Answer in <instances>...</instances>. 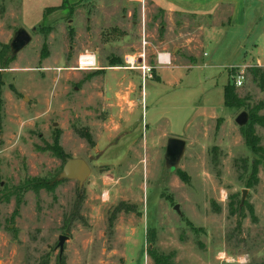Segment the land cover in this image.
<instances>
[{
    "label": "rangeland",
    "instance_id": "374dc122",
    "mask_svg": "<svg viewBox=\"0 0 264 264\" xmlns=\"http://www.w3.org/2000/svg\"><path fill=\"white\" fill-rule=\"evenodd\" d=\"M105 1L66 0L43 16L62 0H0V264H264V158L246 146L235 122L247 109L226 106L222 94L231 81L224 66L245 51L264 62V0L252 7L245 0L249 9L230 14L224 30L204 41L200 52L211 69H175L182 79L173 86L134 77V105L126 85L113 96L117 76L130 71L106 69L104 78L74 69L81 53L94 52L99 67H108L117 64L113 54L131 48L140 74L142 61L155 64L148 51L153 25L138 20L137 4L136 22L117 27L101 12ZM19 27L32 38L11 56ZM261 63L243 64L264 71ZM251 68L236 89L264 114V88ZM211 111L222 117L198 134L193 123ZM121 113H130L127 124ZM117 125V133L106 130ZM255 131L264 149V128ZM172 136L185 140L174 170L164 164ZM66 156L91 167L81 188L74 179L57 180ZM59 235L68 236L61 256Z\"/></svg>",
    "mask_w": 264,
    "mask_h": 264
},
{
    "label": "crops",
    "instance_id": "0c3cea01",
    "mask_svg": "<svg viewBox=\"0 0 264 264\" xmlns=\"http://www.w3.org/2000/svg\"><path fill=\"white\" fill-rule=\"evenodd\" d=\"M99 1H102V3L106 2L105 0ZM106 4L107 6L103 4L100 5V7H102L101 12L106 13L109 22H117V27L123 26V23L127 20L136 22L135 20H132L134 16L132 6L136 4L138 6V20L145 23H152L153 29L151 30L150 35L153 36L154 45H152L148 51L154 55L155 64L153 65L152 76L149 77V79L156 80L158 83H163L168 86L179 84L182 79L180 73L173 72L175 69H211L214 67L211 60H204V57L208 56L205 50L200 52L204 41L210 40L212 35L215 33H221L222 30H224L226 24L229 23V20L231 19L230 14H232L233 19L236 15V11H239L242 15L245 8H247L245 7L247 5L245 0H239V5L236 3V0H107ZM252 4H254V0H250L251 7L253 6ZM262 4L264 6V2H262ZM256 8L258 9L259 5ZM250 10L254 11V9ZM190 21H192V23L189 25ZM133 50L134 49L131 48L130 53L124 52L122 55L125 58L127 57L126 62L130 65L109 64L108 67L103 66L95 69L97 71L94 70V73H98L99 75L106 69L115 71L124 70V72L130 71V74L126 73L119 77L117 76L118 81L115 84L117 87L113 90V96L119 95V92H117L118 87L126 85V87L129 88V95L131 96L130 102L134 105L136 104L135 92L137 83L133 80L134 77L138 78L141 74L134 67L133 61L138 57L135 58L136 52H133ZM158 53L163 56V61L161 63H158L156 59ZM122 56L113 54L110 60L116 57L121 59ZM99 60L100 59L97 58V63L101 62ZM253 60L259 63L262 62L261 64L264 65V62L260 60L257 54L253 56L247 51H245L243 58H241L239 62L230 64L249 63ZM230 64H227L224 67L227 68ZM163 70H168L165 71L166 76L163 73ZM193 74L194 73L189 72L185 73V76L191 81L194 77ZM101 76L104 77V74ZM227 82L232 83L230 80ZM98 94L100 95V92ZM130 113L128 116L125 113L119 114V118L121 119L120 122L127 124L130 120ZM217 117L222 116H218L211 111L210 113L202 115L198 122L195 124L193 123L194 127L199 126V129L197 130L198 134H205L203 129L208 127L209 121H212ZM191 124L192 121L189 125ZM118 128L119 125H117L115 129L113 127V129L106 130H110V133H117Z\"/></svg>",
    "mask_w": 264,
    "mask_h": 264
},
{
    "label": "water",
    "instance_id": "95a60500",
    "mask_svg": "<svg viewBox=\"0 0 264 264\" xmlns=\"http://www.w3.org/2000/svg\"><path fill=\"white\" fill-rule=\"evenodd\" d=\"M33 30L35 27L32 28ZM31 34L23 27H19L12 37V40L9 44L11 56L15 55L21 49H23L30 41ZM248 120V113L245 110H242L235 117V122L239 126H243L246 124ZM185 150V140L179 137H169L166 142L165 150H164V164L170 169L174 170ZM91 173V167L88 162L83 157H65L64 163L62 165L61 171L58 174L57 180L63 179H74L78 181L79 188L83 185L86 178ZM245 194V190L243 191V197ZM177 209V206H175ZM68 238L67 235H59L57 246L59 248V256L63 253L64 250V241Z\"/></svg>",
    "mask_w": 264,
    "mask_h": 264
},
{
    "label": "trees",
    "instance_id": "16d2710c",
    "mask_svg": "<svg viewBox=\"0 0 264 264\" xmlns=\"http://www.w3.org/2000/svg\"><path fill=\"white\" fill-rule=\"evenodd\" d=\"M66 3V0H62L60 5L56 6H49L44 9L43 16H45L49 11H53L56 9L62 8ZM73 30L70 29V35H72ZM43 50V49H42ZM46 52L42 51L41 52V57H45ZM122 61L119 59L116 60L114 63L121 64ZM5 67V66H4ZM250 73L252 75V78L255 79L258 84L262 88H264V71L261 70L258 67H253L250 69ZM2 86H3V81L0 78V121H1V106H2ZM223 101L224 104L228 107H234L238 109H247L249 119L248 122L241 126V132L243 135V138L245 140L246 146L251 150L253 153H259L261 154V157L264 158V149L261 147L259 144V137L255 131V125H259L262 128H264V114H258V107L257 106H252V107H247L245 103V97H241L238 92L236 87L230 83L227 82L224 87H223ZM247 107V108H246ZM87 140L91 141L90 134L86 133ZM54 151L58 156H62L63 152L60 147L57 146V140H54ZM256 163H252L251 171L254 174L256 172ZM180 176L182 177L183 180H187V177L185 173L179 171ZM253 176V175H252ZM248 186L251 185V182H247ZM42 183L37 184L36 186L40 187ZM16 213V210L14 211L13 214ZM60 264H63V260H60Z\"/></svg>",
    "mask_w": 264,
    "mask_h": 264
},
{
    "label": "built area",
    "instance_id": "2783aa9c",
    "mask_svg": "<svg viewBox=\"0 0 264 264\" xmlns=\"http://www.w3.org/2000/svg\"><path fill=\"white\" fill-rule=\"evenodd\" d=\"M141 57L144 58V54H141ZM157 62L161 63L163 61L162 54H157L156 56ZM254 67V66H260V64H230L227 66L229 69L231 82L232 84L238 88L241 87L244 84L245 81V70L248 67ZM98 63L96 55L93 52H85L81 53L76 58V65L74 69L76 70H95L98 69ZM139 70H141V77L142 81L145 78H149L152 76V70L154 68L153 65L146 64L144 61H142L141 65H138L137 67Z\"/></svg>",
    "mask_w": 264,
    "mask_h": 264
},
{
    "label": "flooded vegetation",
    "instance_id": "af4514ba",
    "mask_svg": "<svg viewBox=\"0 0 264 264\" xmlns=\"http://www.w3.org/2000/svg\"><path fill=\"white\" fill-rule=\"evenodd\" d=\"M67 157V156H66ZM64 160H65V158H64ZM64 163V162H63ZM89 164V163H88ZM77 181V180H76ZM78 182V181H77Z\"/></svg>",
    "mask_w": 264,
    "mask_h": 264
}]
</instances>
